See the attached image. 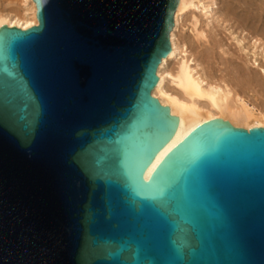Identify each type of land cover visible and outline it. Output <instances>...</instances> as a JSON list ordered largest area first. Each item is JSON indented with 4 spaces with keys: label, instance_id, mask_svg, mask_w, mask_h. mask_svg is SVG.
Listing matches in <instances>:
<instances>
[{
    "label": "water",
    "instance_id": "water-1",
    "mask_svg": "<svg viewBox=\"0 0 264 264\" xmlns=\"http://www.w3.org/2000/svg\"><path fill=\"white\" fill-rule=\"evenodd\" d=\"M0 26V264H264V126L152 96L178 0H33Z\"/></svg>",
    "mask_w": 264,
    "mask_h": 264
},
{
    "label": "bare ground",
    "instance_id": "bare-ground-1",
    "mask_svg": "<svg viewBox=\"0 0 264 264\" xmlns=\"http://www.w3.org/2000/svg\"><path fill=\"white\" fill-rule=\"evenodd\" d=\"M215 4L216 0H178L174 13V25L170 32L171 49L157 67L158 81L151 91L152 96L157 98L162 105L169 106L171 115H175L178 123L172 137L145 169V179H148L170 147L175 146L206 119H224L231 125L245 127L264 126V107L255 105L245 95L236 79L238 83H233L232 79L231 82L225 73L224 77L219 76L217 79L216 77L214 79L211 74L208 76L201 63L189 52L186 43L179 40L178 26L188 13L192 18L196 37L206 38L205 28L212 29V25H209L212 23ZM197 10L205 17V26L199 29L196 27L200 22L198 16L200 14L197 15ZM37 24L36 5L33 0H0V26H16L26 29ZM232 36L237 44V51L239 50L246 59L244 61L246 67L242 65L251 73L248 81L253 84L256 79L252 77L256 78V75L264 77V41L257 36L247 37L243 31L240 35L232 34ZM223 53L226 54L227 50L224 49ZM173 59L175 60L174 66L169 67V62ZM222 72L224 70H221Z\"/></svg>",
    "mask_w": 264,
    "mask_h": 264
},
{
    "label": "rangeland",
    "instance_id": "rangeland-1",
    "mask_svg": "<svg viewBox=\"0 0 264 264\" xmlns=\"http://www.w3.org/2000/svg\"><path fill=\"white\" fill-rule=\"evenodd\" d=\"M196 13L197 15L200 14L198 10ZM212 15V23L209 25H212V29L210 27L205 28L207 37L200 39L196 37L190 13L185 15L178 26L179 40L186 43L189 52L201 63L208 76L211 74L214 79L215 77L217 79V77L220 76L221 78L226 74L228 80L231 81L232 79L233 83L239 82L238 84L244 90L245 95L255 105L263 108L264 77L256 75V78L252 77V79H256V83H249L251 73L245 68L244 61L246 59L239 50V52L237 51L238 47L232 34L240 35L243 31L247 37L257 36L264 41V0H216ZM198 16L200 22L196 27L199 29L205 26V17L202 14ZM222 48L227 50L226 54L223 53ZM174 61L173 59L169 62V67L174 66ZM221 70H224L223 74ZM259 91L260 93H258Z\"/></svg>",
    "mask_w": 264,
    "mask_h": 264
}]
</instances>
